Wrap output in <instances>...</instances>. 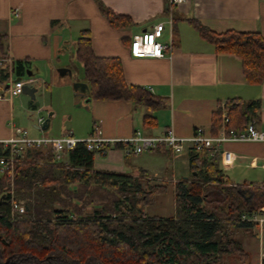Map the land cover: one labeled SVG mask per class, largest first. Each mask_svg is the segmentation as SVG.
Returning a JSON list of instances; mask_svg holds the SVG:
<instances>
[{
    "label": "trees",
    "instance_id": "1",
    "mask_svg": "<svg viewBox=\"0 0 264 264\" xmlns=\"http://www.w3.org/2000/svg\"><path fill=\"white\" fill-rule=\"evenodd\" d=\"M97 1L112 28L133 24L129 16ZM173 19H178L175 14ZM188 22L218 54H233L241 61L249 84L264 83L261 33H215L198 20ZM4 40L0 36L2 53ZM75 55L83 65L91 100L141 105L146 110L144 126L157 124L154 113L167 102L146 88L128 84L122 60L98 56L89 30L81 32ZM27 64H15L19 78ZM259 108V101L228 100L224 110L213 114V135L224 112L228 130L242 132ZM8 153L0 144V157ZM65 155L67 163L56 161L51 148H27L19 154L13 180L0 176V264H223L228 255L249 262L240 234L254 225L241 216L264 206V183L234 184L222 169L220 151L213 156L207 150L189 153L190 173L174 186L171 217L146 216L142 211L166 192L168 184L143 185L139 177L96 171V153L86 143ZM97 197L103 199L101 204ZM19 200L26 203L24 214L14 210L13 201Z\"/></svg>",
    "mask_w": 264,
    "mask_h": 264
},
{
    "label": "crops",
    "instance_id": "2",
    "mask_svg": "<svg viewBox=\"0 0 264 264\" xmlns=\"http://www.w3.org/2000/svg\"><path fill=\"white\" fill-rule=\"evenodd\" d=\"M100 1L116 14L129 16L133 24L124 29L112 28L97 0H0V36L5 37V50L0 52V57H10L12 61L11 65L0 66V94H4L9 77L39 81L36 100L24 94L0 100V141L13 136L12 124L18 127L14 121L17 118L15 105L26 114L19 121L43 133L38 119L45 121L43 113L57 115L50 103L38 101L48 87H64L76 99L87 103L94 119L90 138L98 135L99 130L106 139H127L136 131L147 136H161L169 128L184 138L192 137L197 130L215 136L213 114L230 99L259 101L257 116L250 123L264 131V83L249 84L241 61L233 54H218L214 45L203 39L188 22V19L198 20L215 33L259 32L264 36V0H185L179 6H170V0ZM174 14L178 18L176 21ZM170 19H173L172 25ZM160 23L165 24L161 42L173 44L172 50L158 59L133 58L130 52L133 37ZM84 30L90 31L98 56L122 60L128 84L152 89L153 96L167 102L165 108L154 113L156 125L144 126L146 110L141 105L126 101H94L75 91L72 80L57 79L72 75L65 62L68 56L76 53L77 40ZM18 62H28L21 78L16 75ZM62 65L65 68H60ZM61 69L66 72L61 73ZM76 81L86 83L84 72ZM34 115L38 119L29 120ZM23 130L32 138L45 136ZM67 135L89 139L81 134L75 137L72 131ZM219 149L222 169L234 184L248 182L251 172L261 179L255 183H264V143L226 142ZM99 156L105 159L104 163H97L95 159L96 171L132 177L160 176L163 180L156 184H168V187L187 179L190 173L187 154L175 156L167 149L127 156L124 149L116 146Z\"/></svg>",
    "mask_w": 264,
    "mask_h": 264
},
{
    "label": "built area",
    "instance_id": "3",
    "mask_svg": "<svg viewBox=\"0 0 264 264\" xmlns=\"http://www.w3.org/2000/svg\"><path fill=\"white\" fill-rule=\"evenodd\" d=\"M170 6H179L185 0H170ZM173 24V19H170V25ZM165 30V24L160 23L142 34L133 37L130 45L131 56L136 59L151 58L158 59L172 50L173 44H164L161 42ZM4 63H12L10 57H0V66ZM10 74H12L11 69ZM11 76V75H10ZM39 81L35 78L28 79H11L7 88L3 89L4 94H0V100H6L20 96L23 94L25 86L34 87ZM1 89V84H0ZM152 91V89H150ZM8 96V97H6ZM226 103L221 105L224 110ZM229 122L227 114L224 112L222 116V124L217 135H208L201 130H197L192 137L184 138L176 135L173 129H167L161 136H147L140 131H136L127 139H106L99 134L87 140H78L72 135H66L61 138H50L41 136L32 138L26 130L18 128L12 124L14 128L13 136L5 141H0L5 149L9 152L8 155L0 157V176L7 175L13 180L15 168L20 162L19 154L27 148H51L55 152L56 161H61L62 153H68L73 150L79 143H86L89 150L99 155L106 154L107 150L116 145H122L127 156L141 155L149 151H157L160 149L170 150L173 155L181 156L189 155L191 151H209L210 155H215L219 152V147L226 142H255L264 143V131L257 130L255 123H250L242 132L228 130ZM44 119H38V125L42 127ZM152 181L160 180L159 176L148 177ZM155 183V184H156ZM14 210L19 214H24L26 211V203L24 200L13 201ZM243 222L250 223L261 231L264 229V206L250 213H245L241 216Z\"/></svg>",
    "mask_w": 264,
    "mask_h": 264
},
{
    "label": "rangeland",
    "instance_id": "4",
    "mask_svg": "<svg viewBox=\"0 0 264 264\" xmlns=\"http://www.w3.org/2000/svg\"><path fill=\"white\" fill-rule=\"evenodd\" d=\"M65 64L70 67L71 76L67 77H57L58 80H72L73 82H77L76 79H81L83 76V65L76 59L75 53L72 56H68ZM60 68H65V65L60 66ZM73 89V88H72ZM42 92V91H41ZM44 94H40L38 101H45L50 103L55 110L57 111V115L50 116L48 113H43V117L45 120L50 119V127L43 131L33 129V127H26V125L19 121L26 117L24 111L19 110V106H16V115L17 118L15 123L19 128L27 129L32 135L43 134L50 138H61L68 134L69 131L74 133L75 137L80 136H88L90 138V134L93 130V115L91 113V109L87 108V103H85L82 99H76L74 95L66 91L64 87H53V88H44ZM74 93V92H72ZM19 110V111H18ZM37 120V115H34L32 118L29 117V120ZM82 139V141L86 140ZM81 140V139H78ZM62 160L58 162L67 163L68 157L64 153H62ZM95 159L97 163H104V157L99 156V154L95 155ZM155 178L154 176H152ZM139 178L143 185L146 184L147 181L155 184L157 181H152L148 177L144 178L143 175H140ZM151 178V177H150ZM158 178V176H157ZM160 180H163L160 177ZM249 183L258 182L259 179L254 172H251L247 178ZM240 182V181H238ZM262 183V182H261ZM107 192H111L110 189L106 188ZM175 193L174 187H168L166 192L162 195H158L153 198V200L146 206L142 208L143 213L146 216H159V217H171L175 215ZM98 204H101L103 201L102 198L97 197L95 199ZM87 210H91V206L88 207ZM241 245L244 250L249 254V262L247 264H261L264 259V229L261 231L260 229L253 228L250 232H242L240 234ZM223 264H246L243 263L238 257L228 255L224 258Z\"/></svg>",
    "mask_w": 264,
    "mask_h": 264
},
{
    "label": "water",
    "instance_id": "5",
    "mask_svg": "<svg viewBox=\"0 0 264 264\" xmlns=\"http://www.w3.org/2000/svg\"><path fill=\"white\" fill-rule=\"evenodd\" d=\"M60 72L63 73L66 71H65V69H61ZM73 88L78 93L83 94V95H87L88 97H90V88H89V85L87 83L75 82L73 84ZM37 93H38V89L36 88V85L34 87L25 86L23 89V94L29 96L31 98V100H36V94ZM36 105L39 106L40 104L37 103ZM49 126H50V119H47L44 121V124L41 127V129L43 131H45L49 128Z\"/></svg>",
    "mask_w": 264,
    "mask_h": 264
}]
</instances>
